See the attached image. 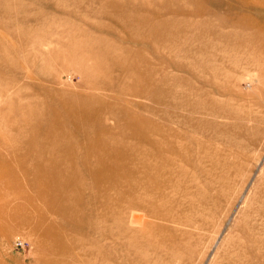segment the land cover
<instances>
[{"label":"rangeland","instance_id":"obj_1","mask_svg":"<svg viewBox=\"0 0 264 264\" xmlns=\"http://www.w3.org/2000/svg\"><path fill=\"white\" fill-rule=\"evenodd\" d=\"M228 1L0 0V170L68 209L5 205L0 264H264V28Z\"/></svg>","mask_w":264,"mask_h":264},{"label":"bare ground","instance_id":"obj_2","mask_svg":"<svg viewBox=\"0 0 264 264\" xmlns=\"http://www.w3.org/2000/svg\"><path fill=\"white\" fill-rule=\"evenodd\" d=\"M223 5L226 10H234L236 13H238V16L235 15L236 21L234 25L249 27L251 29L263 30L264 0H230L228 2L223 3ZM44 162L43 160L34 161L35 173L42 174L39 176L40 178L30 186H27L26 183H23L30 174L29 170L24 168L23 162H16V167L7 166L4 169L1 168L2 170H0V190L4 189L6 191L9 189H14L16 192L15 196L17 197H14L13 195L11 196L9 192L5 193L7 195L0 194V212L5 205H8L12 202L13 204H15L16 202L14 201L16 199H22L24 200V202L37 209L34 204L35 198L31 195H28V189H30L33 193H38V195L43 196V202L47 207H54L59 205V207L61 206L65 208V210H68L63 204V201L66 197L61 195L60 193L63 189V185H61L58 179L59 175L56 170L47 169V165ZM20 168L23 172V176H20L21 178L15 175V170ZM41 218L42 217L37 216L36 220L39 221ZM11 220L13 221V218ZM30 220L34 221V219L27 218L24 220H18L16 222H28ZM6 235H8V231L5 233V236Z\"/></svg>","mask_w":264,"mask_h":264},{"label":"built area","instance_id":"obj_3","mask_svg":"<svg viewBox=\"0 0 264 264\" xmlns=\"http://www.w3.org/2000/svg\"><path fill=\"white\" fill-rule=\"evenodd\" d=\"M13 245H14L15 248H23L24 243H23L21 240L16 239V240L13 242Z\"/></svg>","mask_w":264,"mask_h":264}]
</instances>
